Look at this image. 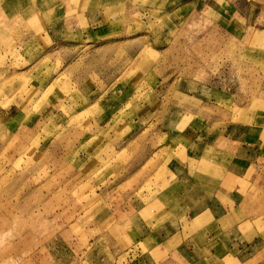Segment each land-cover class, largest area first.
<instances>
[{
	"label": "rangeland",
	"instance_id": "1",
	"mask_svg": "<svg viewBox=\"0 0 264 264\" xmlns=\"http://www.w3.org/2000/svg\"><path fill=\"white\" fill-rule=\"evenodd\" d=\"M247 1L246 25L257 30L237 38L196 14L175 21L159 4L126 16L120 33L89 35L71 55L37 48V40L48 46L45 27L30 26L37 36L20 48L0 38V264H162L163 247L149 252L155 242L136 245L130 236L131 213L169 182L164 147L180 138L170 132L183 130V163L202 153L199 169L209 172L264 143V0ZM79 2L81 13L100 7ZM139 3L153 8L152 0ZM19 24L1 27L18 39ZM228 135L237 139L217 140ZM247 175L233 197L264 234V168ZM199 195L192 206L212 193Z\"/></svg>",
	"mask_w": 264,
	"mask_h": 264
},
{
	"label": "crops",
	"instance_id": "2",
	"mask_svg": "<svg viewBox=\"0 0 264 264\" xmlns=\"http://www.w3.org/2000/svg\"><path fill=\"white\" fill-rule=\"evenodd\" d=\"M76 1L68 0L67 5L71 7L69 9L71 14L67 17L68 9L64 0L49 3L41 0L34 2L0 0V38L4 37L3 42L8 43L6 47L18 48L21 40L22 43L28 44L30 42L28 38L37 36L29 29L30 26L45 27L47 29L42 38H47L48 46L45 47L41 40H37L35 42L37 48L40 47L41 50L50 48L53 54L67 50L71 55L75 50L86 47V38L89 35L101 37L102 40L117 32L120 33L117 30L123 25L126 16L129 18V16L136 17L142 16V13L155 12L157 4L161 5L159 9L166 11L167 16H177L175 21H182L196 14L212 20L219 27H224L231 37L244 36L243 29L248 30L249 27L254 31L257 30L246 25L252 21V13L246 14V11L253 6V1L247 0L243 2V7L239 3L240 0H234L233 3L226 0H152L153 8L143 7L139 3L140 0H99V8L88 7L89 9L82 13L79 9L83 4ZM96 15H99L100 21L93 20ZM102 17L107 22L102 24V27H98L103 21ZM120 18L121 23L118 22ZM13 21L20 22L21 31L18 30L20 40L12 36L8 37L6 28L1 27L4 25L8 28ZM91 26L94 28L87 31ZM77 36L83 38V44L76 40ZM2 49L0 48V52ZM194 97L192 95L190 98L194 99ZM196 99L198 100L197 97ZM3 113L7 114L6 111ZM23 113L24 111L20 109L19 114L23 115ZM174 127L176 128V125ZM174 136L180 137L176 144L164 147L165 153L170 154L164 162V173L167 176L166 181L169 182L156 193L153 200L137 207L133 206L130 236L133 237L135 244L147 246L146 241L155 242L153 245L148 243L149 252L163 247V250H160V255L164 254L162 264L192 262L203 264L204 260L214 261L216 264H264V234L253 231L251 218L253 213L238 210L240 204H237L236 198L233 197V193H240L239 183L236 181L245 179L255 168H264V143L260 144L261 152L249 153L245 157H237L234 153L225 168L215 167L209 172L207 166L206 169H199L202 153L198 158L192 154L189 161L183 163V130H172L171 140H174ZM220 138L227 140L228 145L237 139L236 136L228 135L219 136L217 140ZM193 145L200 146L198 138H193ZM244 145L250 147L255 143H244ZM195 162L197 163L194 167ZM184 177L194 181L195 184L187 186ZM223 185L227 186L226 191L221 190ZM208 187L210 190L207 189ZM259 187L260 191L264 192V183ZM248 190L245 189V194ZM208 192H211L212 196L206 199V203L196 199L199 204L192 206L189 198L203 199L204 196L198 197V193ZM221 194H224L222 198ZM252 205L247 207L252 208ZM256 220L253 219L254 222ZM96 221L97 218L94 217L93 222ZM242 226L244 231L241 230ZM238 240L244 243L238 244ZM187 241H194L197 245L195 244L194 247L187 244ZM194 249L197 251V256Z\"/></svg>",
	"mask_w": 264,
	"mask_h": 264
}]
</instances>
